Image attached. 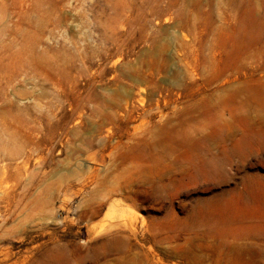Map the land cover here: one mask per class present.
<instances>
[{
    "label": "rangeland",
    "instance_id": "rangeland-1",
    "mask_svg": "<svg viewBox=\"0 0 264 264\" xmlns=\"http://www.w3.org/2000/svg\"><path fill=\"white\" fill-rule=\"evenodd\" d=\"M0 264H264V0H0Z\"/></svg>",
    "mask_w": 264,
    "mask_h": 264
}]
</instances>
